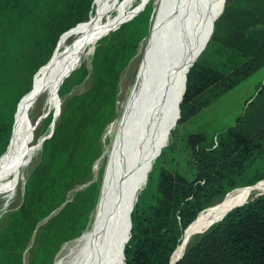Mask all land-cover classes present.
I'll return each mask as SVG.
<instances>
[{"label": "trees", "instance_id": "1", "mask_svg": "<svg viewBox=\"0 0 264 264\" xmlns=\"http://www.w3.org/2000/svg\"><path fill=\"white\" fill-rule=\"evenodd\" d=\"M94 10L92 0H0V166L18 142L21 108L35 92L36 72L51 59L66 31L86 21ZM152 10L148 2L132 19L101 36L120 25L100 38L92 53V87L67 97L53 133L43 140L39 162L25 180L22 202L0 226V264H22L33 232L44 224L28 264H53L63 242L86 226L98 198L100 176L70 198L68 192L91 179L101 135L115 115L118 72L147 35ZM227 12V24L219 32L217 22ZM215 42L225 60L196 59L187 73L177 124L264 67V0H225L203 53ZM87 74L81 65L71 71L58 94L69 93ZM50 120L51 114L45 126ZM186 143L194 176L188 179L171 169L162 148L131 211L124 264H170L184 230L200 212L235 188L264 181V82L236 122L218 132L215 142L190 133ZM173 264H264V192L233 207L195 236Z\"/></svg>", "mask_w": 264, "mask_h": 264}, {"label": "bare ground", "instance_id": "2", "mask_svg": "<svg viewBox=\"0 0 264 264\" xmlns=\"http://www.w3.org/2000/svg\"><path fill=\"white\" fill-rule=\"evenodd\" d=\"M222 3L223 0H161L135 81L120 100L118 115L108 122L102 134L101 154L93 163L91 176L94 179V173L102 169L96 205L80 234L63 242L54 264H122L128 212L161 145L168 140V127L174 125L186 68L198 44L208 35L211 19L219 13ZM186 13H193L194 17L191 25L182 30L178 25ZM186 38L189 40L184 44L182 40ZM76 189H71L68 197ZM263 192L264 181L229 192L186 229L172 261L184 253L193 234L207 228L232 206Z\"/></svg>", "mask_w": 264, "mask_h": 264}, {"label": "rangeland", "instance_id": "3", "mask_svg": "<svg viewBox=\"0 0 264 264\" xmlns=\"http://www.w3.org/2000/svg\"><path fill=\"white\" fill-rule=\"evenodd\" d=\"M92 2L95 5V10L91 13L89 18L86 21L78 22L76 24L77 26L75 25L76 27L73 26L74 28L72 27L70 28L71 30L69 29L70 31L67 30V33L56 45L54 49L55 52L53 56L51 55V59L49 58L50 60L46 62L47 64L44 63L46 65L43 64V67L40 70L38 69L39 71L36 72L37 85L35 92L32 93L28 101L21 108L20 136L18 142L12 148V152H9L10 155L0 166V226L6 224L7 216L20 206L25 180L40 159V151L42 148L40 142L44 137L48 138L53 133L54 128L59 122L67 97L69 95H81L92 87L93 80L90 71L91 57L94 49L103 37L109 36L110 32L120 27V25L103 37L101 36L108 32L110 28L101 33H94L107 29L111 24H120L123 21L122 24L126 23L128 20L132 19L142 7L144 8L148 2H151L153 10L149 22L150 33L148 31L147 35L140 40L128 64L118 72L116 109L115 115L111 120L118 115V104L125 96L129 86L135 81L138 70L143 62L145 49L150 40L154 23L159 16L161 0H92ZM229 14L230 12H227L217 22L219 32L225 28ZM217 45V42L213 43L204 53L203 51L206 47L203 49L199 57H202L201 59L204 63H209L210 61L218 63L225 60L223 54L216 51ZM80 65L88 69V74L80 83L74 85L69 93L61 97L57 90L59 81L57 75L61 73L60 76H62L73 68L76 69L80 67ZM263 82L264 67L258 69L246 80L228 91L211 105L202 109L194 117L183 123L177 124L176 122L170 130L168 143L163 148L165 151L163 160L167 165L188 179H191L194 176L195 169L191 152L186 145L188 134L201 133L205 136L208 143L215 142L218 132L236 122V118L243 112L252 96L255 95L259 85ZM49 114H51V120L45 126V119ZM101 139L102 135L100 138V147H102ZM99 170L102 171L101 168ZM101 171L94 173L95 180L98 176L101 177ZM84 184L85 182L79 183L75 185L73 189H80ZM142 189L139 191L138 195ZM259 194L250 196L243 201L245 202ZM215 204L211 205V207ZM45 226L46 224L36 227L25 248L22 264H28L31 260L37 247L39 236ZM198 234V232L194 234L191 240ZM59 249L60 248H58L54 254L55 257L53 262L55 261Z\"/></svg>", "mask_w": 264, "mask_h": 264}, {"label": "water", "instance_id": "4", "mask_svg": "<svg viewBox=\"0 0 264 264\" xmlns=\"http://www.w3.org/2000/svg\"><path fill=\"white\" fill-rule=\"evenodd\" d=\"M194 1V0H193ZM224 3H225V0H223V3H222V8L220 9V11H219V13L217 14V15H214V17L211 19V22H210V31H209V33H208V35H206V37H204L203 39H202V43H199L198 44V46H197V49H196V52H195V55H194V57H193V59L190 61V63L188 64V66H187V68H186V72H185V75H184V82H183V90H182V94H181V96H180V99L178 100V103H177V115H176V117H175V119H174V124H176V122H177V120H178V118H179V113H180V102L182 101V98H183V95H184V93H185V90H186V80H187V73H188V71H189V69L192 67V65L195 63V61H196V59L199 57V55L201 54V52L203 51V49L206 47V45H207V43H208V41H209V39H210V37H211V35H212V32H213V29H214V23H215V21H216V19L221 15V13L223 12V10H224ZM199 5H201V4H199ZM139 8V7H138ZM137 8V9H138ZM137 11V10H136ZM193 17H194V14L193 13H186L185 15H184V18H183V20L181 21V23H180V27H179V25H178V28L179 29H182V30H185V29H187V27H189L190 25H191V21H192V19H193ZM149 33H150V30H149ZM180 35H181V37H184L180 32H178ZM149 35V34H148ZM205 36V35H204ZM189 39L188 38H186V39H184V40H182L183 41V43L185 44L186 43V41H188ZM201 44V45H200ZM55 51V50H54ZM53 51V52H54ZM53 54V53H52ZM42 67V66H41ZM40 67V68H41ZM39 68V69H40ZM75 68H73L72 70H74ZM72 70H70V72L72 71ZM70 72H68L62 79H61V81L70 73ZM61 81H60V83H61ZM60 83L58 84V86H57V90H58V88H59V86H60ZM57 99H58V94H57ZM172 127L173 126H169L168 127V132H167V134H168V139H169V136H170V130L172 129ZM46 137H44L42 140H41V142H40V145L42 144V142H43V140L45 139ZM167 143H168V140L164 143V144H162L161 146H162V148L163 147H165L166 145H167ZM161 148V147H160ZM161 148V149H162ZM161 149H160V151L158 152V155L160 154V152H161ZM157 155V156H158ZM152 167V166H151ZM95 179H92V180H89V181H87L85 184H84V186H86V185H88V184H90L92 181H94ZM83 186V187H84ZM247 187V186H246ZM239 188H241V187H239ZM100 189H101V187H100ZM100 189H99V193H100ZM236 189V188H235ZM234 190V189H233ZM232 191V190H231ZM230 192V191H229ZM228 192V193H229ZM228 193H226V195H228ZM226 195L224 196V197H226ZM98 196H99V194H98ZM223 197V198H224ZM255 197V196H254ZM253 198V197H252ZM248 201V200H247ZM247 201H245V202H247ZM97 202V201H96ZM245 202H243V203H245ZM243 203H241V204H243ZM134 204L135 203H133V205L131 206V208H130V210H129V212H128V215H127V221H128V228H127V233H126V239H125V241H124V243H123V245H122V264H124V246H125V244H126V242L128 241V239H129V237H130V233H131V211H132V208H133V206H134ZM241 204H238V205H241ZM95 205H96V203H95ZM238 205H234V206H232L231 208H229L226 212H224V214H222V216H220V218L219 219H217V220H215V221H213L211 224H209V226L207 227V228H205V229H203L202 231H200V232H198L199 234L200 233H203L205 230H207L212 224H214L215 222H217V221H219L220 219H222L223 218V216L229 211V210H231L233 207H235V206H238ZM211 207V206H210ZM209 208V207H208ZM208 208H206V209H208ZM94 209V208H93ZM92 209V210H93ZM206 209H204V210H206ZM203 210V211H204ZM202 211V212H203ZM92 212V211H91ZM90 212V213H91ZM202 212H200L198 215H197V217L202 213ZM197 217L193 220V222L192 223H190L187 227H186V229H188L193 223H194V221L197 219ZM186 229L184 230V233H183V236H184V234H185V231H186ZM194 235V234H193ZM192 235V236H193ZM183 236H182V239H183ZM189 242L191 241V238H189V240H188ZM178 247V246H177ZM176 250V249H175ZM174 250V251H175ZM174 253V252H173ZM173 253H172V255H173ZM184 253H182V255H183ZM172 255H171V261H170V264H173L174 262H176L179 258H181L182 257V255L180 256V257H178V258H176L175 260H173L172 261ZM53 264H54V262H53Z\"/></svg>", "mask_w": 264, "mask_h": 264}, {"label": "crops", "instance_id": "5", "mask_svg": "<svg viewBox=\"0 0 264 264\" xmlns=\"http://www.w3.org/2000/svg\"><path fill=\"white\" fill-rule=\"evenodd\" d=\"M60 77V76H59ZM58 80H59V78H58Z\"/></svg>", "mask_w": 264, "mask_h": 264}]
</instances>
